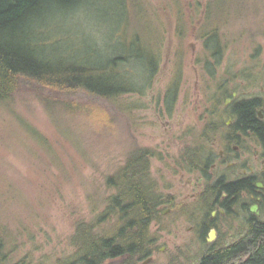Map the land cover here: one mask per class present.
<instances>
[{
  "label": "rangeland",
  "instance_id": "374dc122",
  "mask_svg": "<svg viewBox=\"0 0 264 264\" xmlns=\"http://www.w3.org/2000/svg\"><path fill=\"white\" fill-rule=\"evenodd\" d=\"M140 1L160 42L162 60L150 86L119 98L125 108L121 118L129 124L135 141L157 154L151 159V172L165 195L167 185L183 181V169L173 165L201 136L204 106L210 104L207 99L218 80L232 73L230 86L247 82V77L264 84V0L234 3L238 18L231 17L223 28L230 43L220 63L210 68L204 61V42L197 38L207 21V0ZM220 1L217 6L224 4ZM84 6L55 14L65 29L52 27L50 39L66 33L74 40L80 37L79 47L94 46L112 56L145 50L147 30L135 20V9L128 7L127 0H89ZM126 10L128 15L119 21ZM179 23H183L184 36L177 33ZM131 64L136 74L142 73L137 59ZM177 74L178 94L168 109L164 94ZM21 118L34 125L46 141L29 138ZM79 122V118L51 114L34 97L17 99L11 107L0 104L1 219L8 221L18 241L9 262L29 251L35 261L45 263L72 253L78 219H94L113 192L106 187L105 177L124 162L129 135L99 139L90 127L80 128ZM150 231L160 238L153 245L149 264H169L178 241L166 239L164 233L157 235L154 225ZM164 246L165 253L159 249Z\"/></svg>",
  "mask_w": 264,
  "mask_h": 264
},
{
  "label": "trees",
  "instance_id": "16d2710c",
  "mask_svg": "<svg viewBox=\"0 0 264 264\" xmlns=\"http://www.w3.org/2000/svg\"><path fill=\"white\" fill-rule=\"evenodd\" d=\"M88 1L0 0V104L11 107L17 99L34 97L51 114L79 118L80 128L90 127L99 139L129 135V149L124 162L105 177L106 187L113 192L106 198L104 208L91 221L82 218L76 222L72 237L75 250L67 256L45 263L35 261L29 251L18 260L9 262L10 253L18 246V241L8 221H2L0 210V264H138L152 253L156 242L150 227L158 216L159 205L165 202L158 187L159 181L151 172V159L157 154L132 137L129 124L122 121L125 108L119 98L127 93L142 92L145 86L151 85L162 60L161 45L140 0L127 1L128 7L135 9V20L142 30H147L144 31L146 47L143 51H120V55L112 56L114 54L106 55L94 46L83 44L79 47L80 37L74 40L66 33L50 39L52 27L65 29L64 22L58 21L55 14L74 11L84 4L85 8ZM207 1V21L197 38L204 42V61L210 68L214 62L220 63L230 43L223 28L229 25L231 17L238 18L235 13L238 10L234 6L237 0H224L222 6H217L220 0ZM128 13L127 10L122 13L119 21ZM178 25L177 33L184 36L183 23ZM136 59L141 74H136L131 64ZM179 78L177 74L164 94L168 109L177 97ZM232 81L233 75L218 80L211 95L212 104L222 103L225 96L231 95L234 86L228 83ZM238 105L243 121L253 119V109L248 103ZM117 106L120 111L116 110ZM20 123L29 138L40 143L41 139L46 141L28 120ZM209 130L206 126L200 138L206 137ZM194 143L203 144L204 141ZM195 144L186 150H200ZM194 160L198 161L199 157L194 156ZM184 161L183 158L177 159L175 166L182 168ZM231 249L221 251L223 264H230ZM219 256L213 253L211 261L210 256H206L204 262L221 264ZM255 259L248 263L258 264Z\"/></svg>",
  "mask_w": 264,
  "mask_h": 264
},
{
  "label": "flooded vegetation",
  "instance_id": "af4514ba",
  "mask_svg": "<svg viewBox=\"0 0 264 264\" xmlns=\"http://www.w3.org/2000/svg\"><path fill=\"white\" fill-rule=\"evenodd\" d=\"M246 80L236 82L222 103L207 99L208 135L197 139L203 144L194 143L200 150L180 153L183 181L167 185L164 207L159 205L151 224L157 235L178 241L169 264H220L204 258L211 261L215 253L222 261L220 253L228 247L230 264H249L255 257L264 264V84ZM243 102L252 107L253 119L242 120L238 104ZM194 156L199 160L192 161ZM159 249L167 252V246ZM152 259L150 254L141 264Z\"/></svg>",
  "mask_w": 264,
  "mask_h": 264
}]
</instances>
